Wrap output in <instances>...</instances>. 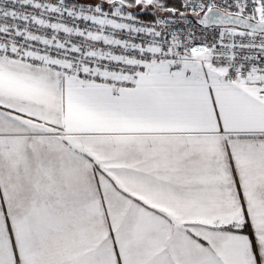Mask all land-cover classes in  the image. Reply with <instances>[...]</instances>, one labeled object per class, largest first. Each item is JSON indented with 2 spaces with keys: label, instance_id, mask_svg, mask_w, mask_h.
Instances as JSON below:
<instances>
[{
  "label": "snow or ice",
  "instance_id": "obj_1",
  "mask_svg": "<svg viewBox=\"0 0 264 264\" xmlns=\"http://www.w3.org/2000/svg\"><path fill=\"white\" fill-rule=\"evenodd\" d=\"M0 264H264V0H0Z\"/></svg>",
  "mask_w": 264,
  "mask_h": 264
}]
</instances>
